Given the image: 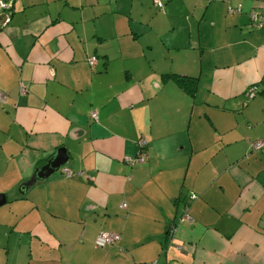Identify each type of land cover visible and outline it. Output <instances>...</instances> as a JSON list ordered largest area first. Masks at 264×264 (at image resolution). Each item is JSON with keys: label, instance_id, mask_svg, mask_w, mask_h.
Here are the masks:
<instances>
[{"label": "crops", "instance_id": "1", "mask_svg": "<svg viewBox=\"0 0 264 264\" xmlns=\"http://www.w3.org/2000/svg\"><path fill=\"white\" fill-rule=\"evenodd\" d=\"M2 1L0 264H264V0Z\"/></svg>", "mask_w": 264, "mask_h": 264}, {"label": "built area", "instance_id": "2", "mask_svg": "<svg viewBox=\"0 0 264 264\" xmlns=\"http://www.w3.org/2000/svg\"><path fill=\"white\" fill-rule=\"evenodd\" d=\"M154 2H156L158 4V6H160V4L158 3L157 0H153ZM1 7H5L4 4L0 1V8ZM239 11V8H237V10H229L230 13H233V12H238ZM250 18L252 20V24L254 27L256 28H259L261 26L264 25V16H262L260 13H257V12H252L250 14ZM8 24V21L6 20L4 22V24L2 26H5ZM0 29H1V26H0ZM88 64L91 65V66H94L95 65V59L94 58H90L88 59ZM20 92L21 93H24V88L22 85H20ZM256 94V89L255 87H249L246 91H245V96L246 98L248 99H251L255 96ZM3 97L2 95H0V101H2ZM92 117H96V114L95 113H92ZM146 146V142L145 140L143 139H140L138 141V149H140L139 151V154L136 156V157H128L126 159V162L129 164V165H134V164H141L145 161V153L143 151V149L145 148ZM250 148L252 151H264V139H261V140H257V141H254L250 144ZM120 208L121 209H124L126 208V205L124 203H122L120 205ZM191 219L190 217L188 216L187 213H184L183 215H181L178 219V222L181 223V222H189ZM120 240V236L118 234H114V233H106V232H101V233H98L94 239V247L95 248H105L106 246H111V245H115L117 242H119ZM151 264H155V263H151Z\"/></svg>", "mask_w": 264, "mask_h": 264}, {"label": "trees", "instance_id": "3", "mask_svg": "<svg viewBox=\"0 0 264 264\" xmlns=\"http://www.w3.org/2000/svg\"><path fill=\"white\" fill-rule=\"evenodd\" d=\"M158 1V3L160 4V6H158V4L156 3V2H154L153 0H152V2L154 3V5L157 7V9H160L161 11L163 10V5H162V3H161V1L160 0H157ZM1 2L4 4V6L5 7H1L0 8V26H1V29L3 28V27H6L8 24H9V22H10V20H11V18H12V15H13V3L11 2V1H7V2H5V1H2L1 0ZM237 8H239V11L238 12H233V13H231V14H239L240 12H241V8H240V6H238ZM237 8H235V10H237ZM252 12H257V13H260L259 11H257L256 9H254V10H252ZM252 12H250L249 14H248V16H249V19H250V24H251V28H256V27H254L253 26V22H252V20H251V18H250V14L252 13ZM8 21V24L7 25H5V26H2L3 24H4V22L5 21ZM0 29V30H1ZM90 58H94L95 59V57H90ZM90 58H87V61H88V59H90ZM87 65L90 67V68H94V66L96 65V59H95V65L94 66H91V65H89L88 64V62H87ZM173 77H177V76H174L173 75ZM182 83H184L185 85H184V90H185V88L187 89V91H189L191 94L192 93H194V91H195V88H196V80L195 79H192V78H188V79H186V78H182V77H177ZM23 86V85H22ZM23 88H24V93H21L20 92V87H19V85H18V89H19V95L21 94H23V95H25L26 94V89H25V86H23ZM257 94V93H256ZM256 94H255V96H256ZM0 95H2V97H3V99H2V101H0V105L2 104V105H5V103H6V97H7V95L6 94H4V93H2V92H0ZM90 117H91V115H90ZM146 148V147H145ZM145 148L143 149V151H144V153H145ZM24 191V190H23Z\"/></svg>", "mask_w": 264, "mask_h": 264}, {"label": "water", "instance_id": "4", "mask_svg": "<svg viewBox=\"0 0 264 264\" xmlns=\"http://www.w3.org/2000/svg\"><path fill=\"white\" fill-rule=\"evenodd\" d=\"M67 160L68 156L65 149H57L55 155L43 167L36 170L33 176L22 185V189L25 190L31 187L35 182L43 180L58 172L66 164ZM0 205L2 204L0 203Z\"/></svg>", "mask_w": 264, "mask_h": 264}, {"label": "rangeland", "instance_id": "5", "mask_svg": "<svg viewBox=\"0 0 264 264\" xmlns=\"http://www.w3.org/2000/svg\"><path fill=\"white\" fill-rule=\"evenodd\" d=\"M110 5H114V4L112 3ZM164 12H165V7H164ZM102 24H103V21H98V22L95 21L93 25L92 24H86V32H87V34L91 33L92 29L89 30V28L93 27V30H97L98 32L100 30L101 32H103L104 36H106V37L109 36L111 34V27L107 25V26L101 28ZM110 43L111 42H106V44H110Z\"/></svg>", "mask_w": 264, "mask_h": 264}]
</instances>
